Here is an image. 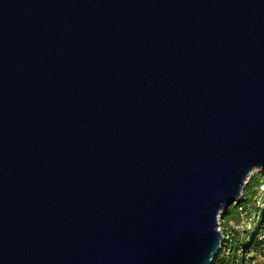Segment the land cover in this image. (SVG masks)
Wrapping results in <instances>:
<instances>
[{
    "label": "water",
    "instance_id": "1",
    "mask_svg": "<svg viewBox=\"0 0 264 264\" xmlns=\"http://www.w3.org/2000/svg\"><path fill=\"white\" fill-rule=\"evenodd\" d=\"M264 172V0H0V264H214Z\"/></svg>",
    "mask_w": 264,
    "mask_h": 264
},
{
    "label": "trees",
    "instance_id": "2",
    "mask_svg": "<svg viewBox=\"0 0 264 264\" xmlns=\"http://www.w3.org/2000/svg\"><path fill=\"white\" fill-rule=\"evenodd\" d=\"M264 188V174L249 179L242 197L223 216V221L239 224L241 215H254V225L249 232L225 234L221 252L214 264H260L264 262V200H256Z\"/></svg>",
    "mask_w": 264,
    "mask_h": 264
},
{
    "label": "rangeland",
    "instance_id": "3",
    "mask_svg": "<svg viewBox=\"0 0 264 264\" xmlns=\"http://www.w3.org/2000/svg\"><path fill=\"white\" fill-rule=\"evenodd\" d=\"M261 174H264V172L254 171L251 174L250 178L260 176ZM256 200L259 201V203H261L262 200H264V188L260 190ZM254 219L255 218L253 214H251L250 217L247 215H241L239 224L236 225L234 221L225 223V221H223V216H221V218L219 219V229L221 231H224L225 234H229V233L232 234L236 232L240 235H243L244 233L249 232L251 230V228L254 225ZM260 264H264V262H260Z\"/></svg>",
    "mask_w": 264,
    "mask_h": 264
}]
</instances>
